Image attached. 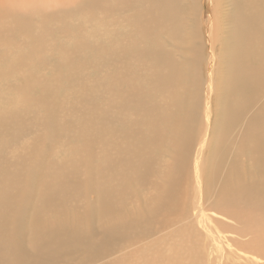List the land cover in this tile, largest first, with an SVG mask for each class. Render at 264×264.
<instances>
[{"label":"bare ground","instance_id":"obj_1","mask_svg":"<svg viewBox=\"0 0 264 264\" xmlns=\"http://www.w3.org/2000/svg\"><path fill=\"white\" fill-rule=\"evenodd\" d=\"M209 1L0 18V264H264V0Z\"/></svg>","mask_w":264,"mask_h":264},{"label":"rangeland","instance_id":"obj_2","mask_svg":"<svg viewBox=\"0 0 264 264\" xmlns=\"http://www.w3.org/2000/svg\"><path fill=\"white\" fill-rule=\"evenodd\" d=\"M70 1L72 0H60V3H59V0H0V18L2 20H9V17H7L5 14L7 13H11V12H18V13H25V12H28V10H31V11H35V12H38L41 14L44 13V14H47V13H57L63 6L64 4L67 5V4H70ZM205 1V4L204 5H209L211 6V2L210 4H207V1L208 0H204ZM199 3L201 4V0H199ZM210 8H208V12L210 11ZM207 13V12H206ZM201 16L202 18H207V15L204 14L201 10ZM43 17V16H42ZM38 18L37 21L35 22L36 24L38 22L43 23L44 21L41 20V18ZM94 30V28H93ZM89 32V30L87 31ZM202 30L200 31V34H202ZM86 33H84L85 35ZM82 36V35H81ZM79 38V37H77ZM76 38V39H77ZM0 42H6V37H2L0 38ZM38 72H42V73H46L45 70H38L36 73L38 74ZM86 73H90L89 69L86 70ZM41 74V73H40ZM91 74V73H90ZM78 90L79 93H83V92H86V94H88V91L89 89L87 88V90H84L81 88V82L78 86H76L75 88H72L71 90ZM58 114H62L60 112V110H58L57 112ZM60 121H63V114H62V117L59 115V118H58ZM42 128L40 126H34V133L32 134V136L28 139V143L32 142V139L34 137H36L37 135H40L42 133ZM20 150H7L2 156L4 157L5 161H6V164L10 165L11 168H13L14 165H16V155ZM171 221L174 222L175 219H169ZM183 221V220H182ZM189 225L193 226V221H189L188 222ZM182 235H179V236H175V238H177L179 241L178 242H181L182 244H176L174 246V248L176 247H179V246H182L185 248L184 251L180 252L179 254H176L174 257H171L169 259V262L174 260V259H193V251H192V246H191V243L189 241H185L184 240H181V237ZM174 248L170 251L173 252ZM138 253V252H136ZM140 254L143 256V257H148L146 254L140 252ZM124 258H127V259H133L134 257L133 256H126ZM115 264H120V263H115Z\"/></svg>","mask_w":264,"mask_h":264}]
</instances>
